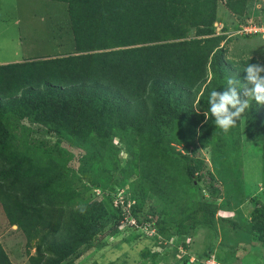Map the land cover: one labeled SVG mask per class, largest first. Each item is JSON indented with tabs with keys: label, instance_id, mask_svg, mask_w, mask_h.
Wrapping results in <instances>:
<instances>
[{
	"label": "trees",
	"instance_id": "obj_1",
	"mask_svg": "<svg viewBox=\"0 0 264 264\" xmlns=\"http://www.w3.org/2000/svg\"><path fill=\"white\" fill-rule=\"evenodd\" d=\"M54 1L66 4L73 51L0 63V204L7 223L21 230L27 248H34L28 264H67L63 261L94 234L104 208L82 198L66 202L75 195L66 152L54 147L51 157L40 153L38 145L27 142L32 139L22 119L81 148L80 174L92 169L123 174L117 154L109 150L113 139L128 157L138 153L148 165L165 159L161 140L213 146L220 138V149L230 138L238 140V126L227 132L215 127L209 94L222 91L229 77L243 83L248 64L264 65L259 56H226L230 35L216 34L213 27L220 0ZM253 1L260 3L264 21V0H224V6L241 24ZM238 92L244 99L242 89ZM249 104L240 117L255 115L247 139L262 142L263 163L264 105ZM218 150L212 149V157H219ZM186 160L183 175L195 184L197 165ZM144 182L167 188L155 175ZM194 188L192 212L159 221L157 228L169 227L176 235H187L197 225L213 229L219 189L208 185L203 199ZM258 205L256 220L243 229L255 234L264 252V204ZM0 264H11L1 245Z\"/></svg>",
	"mask_w": 264,
	"mask_h": 264
},
{
	"label": "rangeland",
	"instance_id": "obj_2",
	"mask_svg": "<svg viewBox=\"0 0 264 264\" xmlns=\"http://www.w3.org/2000/svg\"><path fill=\"white\" fill-rule=\"evenodd\" d=\"M257 7L251 16L253 18L250 17L252 21L259 18L255 17ZM220 24L228 30L236 25L235 22L222 24L218 18L213 22L215 33ZM229 38L226 51L229 59L259 56L264 60V36L232 34ZM72 51L65 3L54 0H0V63ZM254 118L253 114L239 117L235 125L239 128L238 140L230 138L221 149L220 138L213 139V146L195 140L186 144L172 140L166 144L165 140H161L158 145H162L165 159L151 165L142 162L138 153L133 155L134 158L128 157L125 148L113 139L109 150L117 154L125 172L119 174L114 169L93 172L92 169L84 175L78 172L79 159L83 154L81 148L42 125L22 119L21 122L27 126L25 135L35 141L27 139V142L38 145L40 153L51 157L49 152H57L54 147L66 152L64 156L68 157L66 167L72 181V195L75 194L66 202L75 203L82 198L98 201L104 208V216L95 223L94 234L63 263L197 264L204 252L214 250L219 260L231 264H264L261 249H253L254 252L249 254L248 245H257L258 241L255 234H248V230L243 229L247 222L256 220L258 204H264V162L260 157L262 142L247 139V130ZM212 149H220L217 151L219 157L216 153L215 158L212 157ZM186 157L197 165L195 184L183 175ZM151 175L163 178L167 188L161 189L157 183L147 185L144 179ZM194 185L199 188L203 199L208 198V185L219 189L220 194L215 199L213 229L197 225L187 235H176L169 227L157 228L159 221H169L173 216L192 212L197 200ZM237 185L241 186L240 190ZM260 187L262 189L259 190ZM257 190L258 193H255ZM166 195H170L171 199H167ZM231 222L237 225L232 226ZM0 231L5 234L4 237L9 235L12 238L7 239L5 246L13 263L24 264L34 248L26 247V239L16 225L9 226L1 204Z\"/></svg>",
	"mask_w": 264,
	"mask_h": 264
},
{
	"label": "clouds",
	"instance_id": "obj_3",
	"mask_svg": "<svg viewBox=\"0 0 264 264\" xmlns=\"http://www.w3.org/2000/svg\"><path fill=\"white\" fill-rule=\"evenodd\" d=\"M244 72V82L229 77L222 91L212 90L209 94V112L214 119L215 127L227 132L234 127L241 114L250 107L249 101L264 105V65L248 64ZM238 88L242 89L238 92ZM208 118V113H204Z\"/></svg>",
	"mask_w": 264,
	"mask_h": 264
},
{
	"label": "built area",
	"instance_id": "obj_4",
	"mask_svg": "<svg viewBox=\"0 0 264 264\" xmlns=\"http://www.w3.org/2000/svg\"><path fill=\"white\" fill-rule=\"evenodd\" d=\"M222 25H218L216 27V34L219 33H226L227 35L237 34V35H260L264 36V21L261 18L252 21L246 20L244 23L237 24V26L233 29H229L226 31H222ZM197 264H231L229 262H224L219 260L214 250L209 251L207 256L202 258L197 262ZM234 264V263H233Z\"/></svg>",
	"mask_w": 264,
	"mask_h": 264
},
{
	"label": "crops",
	"instance_id": "obj_5",
	"mask_svg": "<svg viewBox=\"0 0 264 264\" xmlns=\"http://www.w3.org/2000/svg\"><path fill=\"white\" fill-rule=\"evenodd\" d=\"M256 6H258L257 8V16H255V17H259V18H261V15H260V10H259V8H260V3L259 2H257V1H253V4H252V6L250 7V9H248L247 11H246V13H245V19H250V17L251 16H253L254 14H255V12H256ZM217 15H218V18L220 19V23H222L223 24V22H236V18L234 17V15L229 11V10H227L226 8H225V6H224V0H220L219 2H218V5H217ZM251 18H253V17H251ZM237 24V23H236ZM23 60V59H22ZM2 63V62H1ZM260 184V183H259ZM260 189H262V187H260L259 188V190ZM259 190H257L255 193H258V191ZM263 196H264V194H262ZM245 217H246V214H243ZM249 218V217H248ZM10 227H12V226H14V225H9ZM7 235H8V233H7ZM5 236V234L4 233H2L1 231H0V245H1V247L3 248V250L5 251V253H6V255H7V257H8V259H9V261L11 262V264H14L13 263V261L11 260V258H10V255L8 254V251L6 250V246H5V244H6V242L8 241L7 239L9 238L10 240H12V238H10L9 237V235L8 236H6V237H4ZM247 240H245V242H246ZM250 249V251H249V254H251L252 252H254L253 251V249H260V247H259V243H257V245L256 244H249L248 245V250ZM247 253V252H246ZM261 253H263L262 255H264V252H261ZM239 254L241 255V252H239ZM260 254V253H259ZM259 257V256H258ZM26 258V257H25ZM27 263V260H25V262H24V264H26ZM28 264V263H27Z\"/></svg>",
	"mask_w": 264,
	"mask_h": 264
}]
</instances>
